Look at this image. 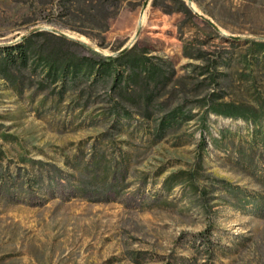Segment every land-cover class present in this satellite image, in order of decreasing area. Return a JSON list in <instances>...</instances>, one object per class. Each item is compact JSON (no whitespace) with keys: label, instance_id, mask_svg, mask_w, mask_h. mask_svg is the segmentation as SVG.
<instances>
[{"label":"rangeland","instance_id":"374dc122","mask_svg":"<svg viewBox=\"0 0 264 264\" xmlns=\"http://www.w3.org/2000/svg\"><path fill=\"white\" fill-rule=\"evenodd\" d=\"M184 2L192 14L151 0H0V43L43 30L79 53L146 48L174 70L155 101L194 114L153 139L159 113L141 102L114 126L100 94L40 104L29 78L18 92L0 76V264H264V147L252 141L264 108L256 123L199 122L209 96L264 107V51L250 41L264 39V0Z\"/></svg>","mask_w":264,"mask_h":264},{"label":"trees","instance_id":"16d2710c","mask_svg":"<svg viewBox=\"0 0 264 264\" xmlns=\"http://www.w3.org/2000/svg\"><path fill=\"white\" fill-rule=\"evenodd\" d=\"M168 1L175 5L174 8L159 0H151V3L167 12L177 10L192 14L184 0ZM40 35H49V38L38 42L35 38ZM250 41L259 45L258 50L264 51V39ZM74 44H77L74 39L43 30L30 31L11 43H0V76L8 79L18 92L22 89L24 76L29 78V85L34 86L35 92L43 93L40 104H43L48 94L61 101L65 93L70 92L73 98L75 96L72 108H81L91 99L97 101L100 94L102 98L99 101L104 102L103 115H111L114 126H117L120 118L128 117L131 104L141 102L146 116L149 117L156 111L159 113L153 117V139L162 137L168 128L176 127L193 117L194 114L183 102L165 108L155 101V89L158 85H165L173 76L174 70L169 60L149 54V50L136 47L135 44L107 55L92 49H88L87 53H79L71 49ZM183 52L189 57H201L200 54L194 56L187 50ZM194 66L199 67L200 73L206 71L202 64ZM218 97L220 96H209V102L199 120L202 127L205 126L204 119L208 112L240 117L256 123L264 108L261 106L257 110L249 105L217 100ZM259 140L264 147V130L254 131L252 141L257 143ZM198 145L205 146L203 134ZM108 169L109 166L106 165L105 170ZM112 173L115 180L117 170L112 169ZM107 189L106 185H101V190ZM234 193H238L237 197L245 201V198L240 197L244 196L240 190L237 189Z\"/></svg>","mask_w":264,"mask_h":264},{"label":"water","instance_id":"95a60500","mask_svg":"<svg viewBox=\"0 0 264 264\" xmlns=\"http://www.w3.org/2000/svg\"><path fill=\"white\" fill-rule=\"evenodd\" d=\"M124 47L120 48L119 50L123 49Z\"/></svg>","mask_w":264,"mask_h":264}]
</instances>
